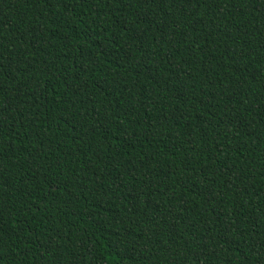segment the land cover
<instances>
[{"label":"trees","instance_id":"obj_1","mask_svg":"<svg viewBox=\"0 0 264 264\" xmlns=\"http://www.w3.org/2000/svg\"><path fill=\"white\" fill-rule=\"evenodd\" d=\"M0 264H264V0H0Z\"/></svg>","mask_w":264,"mask_h":264}]
</instances>
